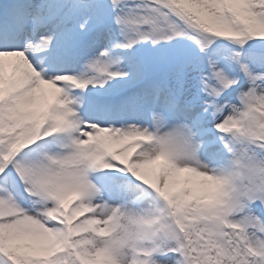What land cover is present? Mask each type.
<instances>
[{
	"label": "snow or ice",
	"instance_id": "6c2138e0",
	"mask_svg": "<svg viewBox=\"0 0 264 264\" xmlns=\"http://www.w3.org/2000/svg\"><path fill=\"white\" fill-rule=\"evenodd\" d=\"M0 264H264V0H0Z\"/></svg>",
	"mask_w": 264,
	"mask_h": 264
}]
</instances>
